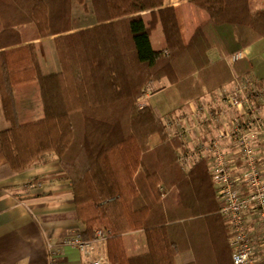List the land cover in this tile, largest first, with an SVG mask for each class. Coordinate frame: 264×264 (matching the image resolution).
<instances>
[{"label":"trees","instance_id":"trees-1","mask_svg":"<svg viewBox=\"0 0 264 264\" xmlns=\"http://www.w3.org/2000/svg\"><path fill=\"white\" fill-rule=\"evenodd\" d=\"M189 1L210 18L185 45L165 0H91L97 23L76 30L72 0H0V94L9 123L0 131V180L54 154L62 166L54 176L71 178L84 239L98 227L111 231L109 264H178L187 249L183 227L201 218L222 220L227 254L206 263L194 246L183 264H235L207 159L186 171L177 155L183 138L168 134L163 112L136 101L147 84L167 78L185 109L250 73L246 58L230 65L228 57L264 40V0ZM40 38H50L56 73L41 72ZM139 229L149 250L130 256L124 234Z\"/></svg>","mask_w":264,"mask_h":264},{"label":"crops","instance_id":"crops-1","mask_svg":"<svg viewBox=\"0 0 264 264\" xmlns=\"http://www.w3.org/2000/svg\"><path fill=\"white\" fill-rule=\"evenodd\" d=\"M76 2L73 0V29L95 25L96 18L92 13L91 0L84 2L88 13L77 11ZM165 2L168 5H173L182 41L187 45L196 30L209 20L208 12L189 0H165ZM34 44L42 74L56 73L57 63L50 38L37 39ZM240 51H243L244 58L252 68L248 74L264 77V40H258ZM209 57L211 61H216L220 58V54L217 49H212L209 51ZM228 62L230 65L234 63L230 57H228ZM245 75L247 74L236 77L232 82L190 103L203 102L213 108H220L217 100L219 92L235 88L238 81ZM151 84V91L147 95L148 103L151 106L156 107L164 114L168 112L166 110L170 104H174L171 109L175 114H182L188 110L190 103L185 110L177 108L178 97L175 92L169 89L171 83L167 78ZM153 85L156 87L155 90ZM8 127L9 123L3 114L0 94V131ZM5 160L0 143V165ZM190 168L184 169L188 171ZM61 171L62 166L58 158L54 154L48 153L31 168L0 180V264H50L49 244L58 248L53 264H92L100 257L103 258V264H109L106 241L95 243L94 250L90 254L81 252L75 246L61 243L72 230L81 228L76 212L71 178L67 175L59 178L54 176ZM28 182L30 183L27 184ZM183 228L181 236L186 239L184 248L187 249L182 256L178 257V264L194 259V246L200 250L197 253L201 261L214 263L219 258L224 259L225 253L227 254V241L225 225L221 219L191 220ZM187 242L190 244V249ZM124 243L130 256L142 255L149 250L144 229L125 233ZM256 254L258 264H264V248L258 246Z\"/></svg>","mask_w":264,"mask_h":264},{"label":"built area","instance_id":"built-area-1","mask_svg":"<svg viewBox=\"0 0 264 264\" xmlns=\"http://www.w3.org/2000/svg\"><path fill=\"white\" fill-rule=\"evenodd\" d=\"M243 51L230 56L235 62ZM147 84L137 99L138 108L149 105ZM220 108L196 102L184 113L165 115L170 136L186 135L188 144L179 152L184 168L198 159H207L220 213L230 231L235 264H258L256 249L264 248V77L247 74L235 88L224 89L217 97ZM28 182L27 184H29ZM110 230L98 227L93 240L84 239L80 230H72L61 241L90 254L95 243L106 241ZM50 264L58 248L49 244ZM92 264H103V258Z\"/></svg>","mask_w":264,"mask_h":264},{"label":"rangeland","instance_id":"rangeland-1","mask_svg":"<svg viewBox=\"0 0 264 264\" xmlns=\"http://www.w3.org/2000/svg\"><path fill=\"white\" fill-rule=\"evenodd\" d=\"M77 2L75 3V5H76V10L77 11H79V12H86V13H88V8H87V6L84 4V2H85V0H83L82 2H80L79 0H76ZM92 3V2H91ZM72 11H73V0H72ZM92 13L94 14V12H93V7H92ZM95 16V15H94ZM72 17H73V14H72ZM95 18H96V16H95ZM96 23H97V19H96ZM153 87H154V90L156 89V87L153 85ZM141 96V95H140ZM140 96H138V98L140 97ZM137 98V99H138ZM148 102H149V100H148ZM171 107H174V104L173 105H169V108H167L168 110H166V111H168L167 113H165V115H175V113H174V111L171 109ZM170 109V110H169ZM172 110V111H171ZM183 110H185V109H183ZM173 112V113H172ZM177 113V112H176ZM164 115V116H165ZM165 119V118H164ZM179 137H181V138H183V140H184V142H185V144L187 143L188 144V139H189V137L188 136H186V135H180ZM186 146V145H185ZM184 148V147H183ZM181 151V149L180 150H178L177 151V155H178V159H179V152ZM46 154H48V153H45L44 155H46ZM52 154V153H51ZM44 155H43V157H44ZM43 159V158H42ZM202 159H205V158H202ZM198 160H200V159H198ZM197 160V161H198ZM41 161V160H40ZM197 161H195V162H197Z\"/></svg>","mask_w":264,"mask_h":264}]
</instances>
